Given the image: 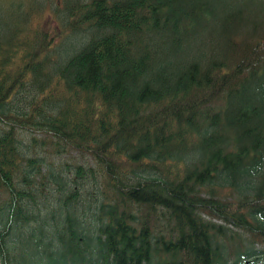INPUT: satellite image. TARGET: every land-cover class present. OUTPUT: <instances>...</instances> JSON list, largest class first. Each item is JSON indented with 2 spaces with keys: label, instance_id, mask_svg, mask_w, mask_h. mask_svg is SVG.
Here are the masks:
<instances>
[{
  "label": "trees",
  "instance_id": "1",
  "mask_svg": "<svg viewBox=\"0 0 264 264\" xmlns=\"http://www.w3.org/2000/svg\"><path fill=\"white\" fill-rule=\"evenodd\" d=\"M6 1L0 264H264V0Z\"/></svg>",
  "mask_w": 264,
  "mask_h": 264
},
{
  "label": "rangeland",
  "instance_id": "2",
  "mask_svg": "<svg viewBox=\"0 0 264 264\" xmlns=\"http://www.w3.org/2000/svg\"><path fill=\"white\" fill-rule=\"evenodd\" d=\"M6 2H7L6 0H0V14L3 11V7L1 6V4L6 3ZM77 36L78 35H75L74 37H77ZM72 157L77 158L76 154L73 155ZM72 157H68L67 160L69 161L72 160L73 159ZM40 261H41V257L39 256V254H34L33 260H28L26 263H22V264H40L41 263Z\"/></svg>",
  "mask_w": 264,
  "mask_h": 264
}]
</instances>
